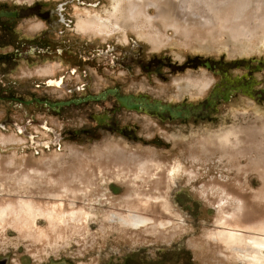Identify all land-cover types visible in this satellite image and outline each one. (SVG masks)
I'll return each instance as SVG.
<instances>
[{
    "label": "rangeland",
    "instance_id": "1",
    "mask_svg": "<svg viewBox=\"0 0 264 264\" xmlns=\"http://www.w3.org/2000/svg\"><path fill=\"white\" fill-rule=\"evenodd\" d=\"M124 1L126 2V0H122L123 4ZM7 2L11 5L35 3L40 6L46 5L49 9L63 6L65 18L73 19L77 10L81 12L87 10L91 12L92 16L106 17L107 13L115 7L114 4L118 6L121 0H7ZM209 2L222 3V0H210ZM147 10L150 17L158 14L153 6H149ZM104 24L109 26L112 31L116 28L114 24ZM155 26L168 37L167 44L165 43L161 48L165 53L172 56L202 55L203 59L218 60V66L227 71V73H222L223 75L227 74L230 78L242 77L243 82L254 77L257 82L254 89L259 91L258 95L249 98L235 94L228 101L214 105V109L203 120L189 118L187 120L163 121L153 115L152 119L158 122L159 127L164 131L162 134L161 131L158 132L160 128L155 127L150 121L134 122L131 126L130 116L128 117L127 112L122 109L113 115L112 111L117 107V103L111 95H107L102 100L89 101L85 99L86 96H99L97 91L93 94L89 88L85 92L71 91V94L65 90H55L54 92L57 94L51 95L53 90H44L43 84L32 81L17 84L15 87L18 92L11 94L8 93L9 89L0 82V123L6 117H10L18 126L16 129L12 126H6V130L0 128V155L3 158L15 155L16 164L19 166L23 165L26 160L38 162L53 158L55 155H63L65 161H69L71 164L69 167L73 168L71 153L75 152L91 163V169L94 168L100 173L97 185H93L92 189L88 190L89 195L79 202V205L85 204L91 212V218L88 222L89 230L83 240L73 237L64 249H60L55 254L48 256L43 254L39 257L33 256L28 251L27 241L20 239L14 229L8 228L5 240L0 238V263L248 264L246 259H236L231 256L226 258L218 254L213 242L217 240L215 234L227 231L238 235L241 243L236 248L244 250L245 255L253 254L251 252L254 249V246H252L253 249L251 247L252 239L264 240V166L258 165V162L260 163L262 160L261 151L257 149L244 157L223 155L219 151H215L208 154L207 158L203 155V163L200 161L194 162V164H191L190 160L187 159L188 148L200 143L202 138L221 136L238 127H249L254 124L260 126L264 122V67L261 66L264 62V38H260L261 43L260 41L253 43V47L247 42L242 47L240 44L233 46L226 42L227 39L224 35L221 41L225 42V46L219 43L216 48L213 42H208L203 43L202 47L196 42L185 44L180 36L175 35L173 30L163 31L156 22ZM126 30L128 38L142 40V48L146 51L151 50V45L137 35L136 31L130 28ZM20 32L17 31V33ZM23 32L26 33L27 30ZM114 32L116 37L123 35L121 29ZM234 49L235 56L229 58L227 51ZM5 74L0 75V79L7 80ZM117 74L98 73L97 79L105 80L107 89H115L119 94H123L125 87H129L131 81L127 85L121 81L120 83L116 81L115 83L120 85L117 88L115 83L111 82L117 77ZM126 74V77L129 80H135L134 82L138 83L143 80L137 76L138 73H135L137 77L133 78L128 73ZM199 74L192 73L191 78L196 79ZM205 74L203 73V78ZM244 75L247 77L244 78ZM186 76L187 73L177 74L171 77L165 85L153 80V86L164 87L166 93L171 95L176 92L175 88L172 87L173 80L182 79ZM206 76L210 77L208 74ZM221 77L222 83L220 80L216 90L220 91V96H223V93L226 92V83L224 76ZM69 85L75 84L70 83ZM35 88H38L40 92H35ZM106 88H103L102 94L106 93ZM10 94L22 101V104L24 102L29 103L30 107L8 108L6 97ZM184 97L187 98V95L183 96L182 99ZM162 99L163 102L169 100ZM209 100L210 96L203 100V104ZM36 101L41 102V104H36ZM68 101H76V103L70 102L67 106L55 107L52 110L44 105V102L54 104ZM25 112L28 114V119H33V115L37 120L43 119L55 129V134L62 135L63 139L60 144H58L56 137L47 130L40 126L29 125L30 123H27L25 119ZM31 114H33L32 117ZM106 115L112 117L115 122L112 123L113 127L123 131L124 136L119 131L113 133L97 129L94 117ZM126 124L130 125L128 126L129 131H127ZM24 125H27L26 131L29 134H26ZM150 133L156 135L149 137ZM8 137H13L16 141L2 145ZM109 145L110 147L124 148L127 151L148 150L155 152L159 156L158 162L162 168L174 165L176 162L180 165V169L173 174L170 187L162 188L165 190L166 206L172 214L166 220L180 228V231L176 232L170 240H162L152 236L138 238V235L136 236L138 231L135 235H126L124 232L111 227L108 215L119 211L124 214H136L137 212L128 209L122 203L123 197L128 192L126 182L120 179H112V177L101 172L102 168L99 161H104V159L101 158L98 161L94 156L98 152L104 151ZM75 162L77 164L78 160ZM161 171L166 176V169H158V172ZM190 171L194 173L191 179L188 175ZM5 182V180L0 181V186L5 187ZM150 188L151 184L148 183L146 189L149 190ZM149 192L152 194L154 191ZM155 195L157 196L158 193L155 192ZM39 222L38 227L44 228L46 226L44 221ZM221 222L225 224L223 225Z\"/></svg>",
    "mask_w": 264,
    "mask_h": 264
},
{
    "label": "bare ground",
    "instance_id": "2",
    "mask_svg": "<svg viewBox=\"0 0 264 264\" xmlns=\"http://www.w3.org/2000/svg\"><path fill=\"white\" fill-rule=\"evenodd\" d=\"M209 1L126 0L123 4L121 0L118 6L114 4L111 19L115 29L127 27L136 31L154 49H160L168 42V37L155 26V22L163 31L173 30L185 44L196 42L202 47L203 43L208 42H213L214 47L219 43L225 46V42L221 41L224 35L226 42L233 46L240 44L242 47L245 42L253 47V43L264 38V0H222V3ZM149 6L155 7L157 16L148 15ZM234 51L235 49L227 51L230 58L235 56ZM187 81L189 84H186V89L193 92V96L198 95L202 89L204 95L211 84L210 77L206 75L203 79L190 78ZM177 95L180 98L179 93ZM145 121L153 120L146 117ZM15 141L13 137H8L2 145ZM257 149L262 153V160L258 165L264 166V122L260 126L254 124L238 127L221 136L202 138L200 143L188 148L187 159L191 164L200 161L203 163V155L207 158L208 154L215 151L223 155L244 157ZM71 154L73 168L69 167L71 164L65 161L63 155H55L38 162L26 160L19 166L16 164L15 155L6 158L0 155V181H6L5 187L0 186V238L3 241L7 229L12 228L20 239L28 242V251L33 256L41 257L43 254L48 256L64 249L73 237L81 240L85 238L91 212L85 204L79 205V202L89 195L88 190L93 185H97L100 173L90 168L91 163L85 157L75 152ZM156 154L148 150L127 151L109 145L94 156L98 161L104 159L99 161L101 172L112 179L126 182L128 192L122 203L137 212L124 214L119 211L108 215L111 227L126 235H135L138 231V238L152 236L170 240L180 228L166 220L172 214L166 206L165 190L162 188L170 187L173 174L180 169V165L176 162L162 168ZM75 160H78L77 164ZM158 169H166V176L163 171L158 172ZM193 174L191 171L188 173L190 179ZM148 183L151 184L149 190L146 189ZM149 191H154V194ZM155 192L158 193L157 196ZM39 221H44L46 226L38 227ZM215 235L217 240L213 242L218 254L226 258L231 256L246 259L248 264H264V240L252 239L253 254L245 255L244 250L236 248L241 243L238 235L227 231Z\"/></svg>",
    "mask_w": 264,
    "mask_h": 264
},
{
    "label": "flooded vegetation",
    "instance_id": "3",
    "mask_svg": "<svg viewBox=\"0 0 264 264\" xmlns=\"http://www.w3.org/2000/svg\"><path fill=\"white\" fill-rule=\"evenodd\" d=\"M63 9V6L49 9L46 5L40 6L35 3L11 5L7 0L0 1V75L6 73L5 77H7V80L0 79V82L9 89L8 93L18 92L15 87L17 84L30 81L43 84L44 90H53L51 95L57 94L54 92L55 90H65L71 94V91L79 93L85 92L89 88L93 94L97 91L99 96L88 95L86 100H102L107 95H111L117 103V107L112 111L113 115L122 109L127 112L128 117L130 116L131 126L134 122H147L145 121L147 117L153 120L150 122L157 128L161 127L158 122L152 119L153 115L163 121L187 120L189 118L203 120L214 109V105L228 101L235 94L249 98L258 95L259 91L254 89V85L257 84L254 77L243 82L242 77L230 78L227 74L223 75L222 73H227V71L218 66V60L203 59L202 55L172 56L161 48L154 49L152 46L151 50L146 51L141 46L142 40L127 37V27L117 28L123 31V35L116 37L114 31L117 29L112 31L109 26L104 24H113L111 11L105 17L92 16L91 12L87 10L82 12L77 10L73 19H66ZM95 25L99 27H95ZM24 30L27 32H23ZM17 31L21 32L17 33ZM144 40L148 42V40ZM261 66L264 67V62ZM98 73H118L111 82L118 81L120 83L121 81L127 85L131 81V84L129 87H125V93L119 94L115 89H107L105 87L107 82L97 79ZM126 73L131 78L139 76L143 80L138 83L134 82L135 80H129ZM135 73H138L137 76ZM180 73H187V78L173 80L172 86L179 93L180 98L176 92L170 95L166 93L164 87L153 86V80L165 85L171 77ZM192 73H200L196 79H203V73L210 76L211 84L204 95L203 89L194 96L193 92L186 89V84H189L187 79L191 78ZM221 76H224L226 83V92L223 93V96H220V91L216 90L220 80L222 83ZM246 77L247 75H244V78ZM70 83L75 85L70 86ZM119 86L115 83V87ZM177 87H182V89L178 90ZM103 88L107 89L104 94H102ZM35 92L40 91L35 88ZM45 92L47 93V91ZM11 94L6 97L8 108L30 107L29 103L22 104V101L12 97ZM185 95L187 98L182 99ZM209 96L210 100L203 104V100ZM162 98L169 100L163 102ZM70 102L76 103V101L54 104L44 102V105L52 110L55 107L67 106ZM35 103L41 104L39 101ZM25 116L29 125L40 126L47 130L56 137L60 144L63 136L55 134V129L52 126L44 122L43 119L37 120L34 115L33 119H28L26 112ZM94 119L98 130L113 133L119 131L120 134H124L123 131L113 127L112 123L115 122L109 115L94 117ZM130 125L126 124V128ZM6 126H12L14 129L18 127L10 117H6L0 123L2 130H6ZM23 127H25V131L28 128L27 125ZM159 131L164 133L162 128ZM26 134L29 132L26 131ZM154 135L156 134L150 133L149 137Z\"/></svg>",
    "mask_w": 264,
    "mask_h": 264
},
{
    "label": "water",
    "instance_id": "4",
    "mask_svg": "<svg viewBox=\"0 0 264 264\" xmlns=\"http://www.w3.org/2000/svg\"><path fill=\"white\" fill-rule=\"evenodd\" d=\"M6 16H9L8 14H6Z\"/></svg>",
    "mask_w": 264,
    "mask_h": 264
}]
</instances>
